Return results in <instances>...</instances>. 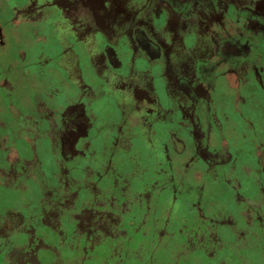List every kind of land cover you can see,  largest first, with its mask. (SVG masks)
Here are the masks:
<instances>
[{
  "label": "flooded vegetation",
  "instance_id": "obj_1",
  "mask_svg": "<svg viewBox=\"0 0 264 264\" xmlns=\"http://www.w3.org/2000/svg\"><path fill=\"white\" fill-rule=\"evenodd\" d=\"M1 1L50 35L19 49L17 83L0 74V108L48 76L62 87L47 97L74 99L37 102L0 134V264H264V143L240 157L218 114L239 99L240 58L258 52L247 30L263 27L264 0ZM256 81L264 94V71Z\"/></svg>",
  "mask_w": 264,
  "mask_h": 264
},
{
  "label": "rangeland",
  "instance_id": "obj_2",
  "mask_svg": "<svg viewBox=\"0 0 264 264\" xmlns=\"http://www.w3.org/2000/svg\"><path fill=\"white\" fill-rule=\"evenodd\" d=\"M8 8V4L6 5L4 1H1L0 24L5 28L6 44L1 45L0 47V53L1 55H3V58L0 61V74L3 75L4 73H6L9 78L15 80V83H17V79L13 77L15 75V70H12V68L15 63L19 66L22 65L19 61V49L24 46L23 48L26 53H33L35 47L39 45V43L35 41V38L41 32V30L38 28L30 29L27 25L18 23L14 18L13 10L11 8ZM259 20L263 24V27L260 30H256L255 28H250L249 30H247L249 32L248 34L251 36L254 44L256 45L258 52L255 56L253 55L252 57L245 59L240 58V66L242 67L240 69H242L243 73L238 72V70L235 69L240 78V81H242H239V84H236V87L234 86L235 88H237V86H240V88H242L239 90V99H237L233 103H230L226 110L220 108L219 111L218 108L219 117L224 122L223 129L225 131L226 137L228 138L229 146L230 148L232 147L235 153L240 157L244 153L251 154V151L254 150V146L257 140H261V142L264 143V94L259 91V88H261L262 90V84L258 85V82L256 81L258 75L264 71V15H261L259 17ZM43 32H46L50 35V33H48L50 32L49 30L45 31L44 29ZM42 48L44 52H48L53 55V53H55L57 50V44L52 39H48L42 42ZM257 56L261 57L260 63L257 62ZM62 79L65 81L67 80L66 78H64V76ZM244 79L246 81L245 85L243 83ZM43 80H45L42 85V89L44 88L43 90H36L35 87H29V85H27L23 89L22 94L17 95V93L15 92L11 96H9L10 98L7 99V102H5L4 106L0 108V134L6 135L9 130L14 128V125H11L14 117H19L21 115L22 117H24L23 115L25 114L36 116L37 107L35 104L37 102H47L48 99L51 98V100H54L51 102V104H53L52 106L58 107V109L60 108L59 111L61 109L64 110V108H69V105L73 104L72 99H74V94L71 90L67 91V89H63L62 92L59 90L57 96L53 95L54 97H47L45 91L47 92L53 86H61V80L59 78L48 76ZM23 81L24 80H22V82ZM228 83L229 85H231V82L229 80ZM25 96L26 102L24 100ZM236 105H239L240 109L247 113L246 115L250 117V120L253 123V127H248L245 123L241 122V119H239L240 122L236 120L235 117L236 115L238 116L237 109L235 108ZM11 106H14L16 108V113L11 111ZM92 106L95 110H97V108L99 109L100 104L93 103ZM225 112L228 113L230 119H233V122L232 120H230V124L226 121L223 115ZM40 124V127H42L43 124ZM243 132L247 133L244 135L245 138H243ZM11 141L13 142L11 143V145H17V148H20L23 153L30 154V152H32L31 147L33 148V146L30 142L20 140L19 138ZM33 141H36L37 145H35V151L40 154L42 164L44 166L47 165V163H49V157L47 155L48 152L43 151V149H46L44 141L39 138L35 140V137L33 138ZM41 143H43V146H45V148L41 146ZM251 163H254L253 159H251ZM239 180L240 186L242 188L241 190L244 191V188H246L245 192L248 193V189H250L251 184L248 185L247 179L242 172H240L239 174ZM207 193L208 191H206V193L204 194L201 193V195H204L202 197L203 202L208 200V196L206 195ZM6 195H8V197L11 199V203L16 202V200L19 198V193L17 192V190L11 191ZM228 200H225L226 203L231 205Z\"/></svg>",
  "mask_w": 264,
  "mask_h": 264
}]
</instances>
